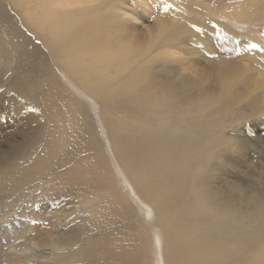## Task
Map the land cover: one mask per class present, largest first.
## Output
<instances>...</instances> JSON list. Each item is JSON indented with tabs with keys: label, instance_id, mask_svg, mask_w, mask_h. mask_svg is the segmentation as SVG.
I'll list each match as a JSON object with an SVG mask.
<instances>
[{
	"label": "bare ground",
	"instance_id": "1",
	"mask_svg": "<svg viewBox=\"0 0 264 264\" xmlns=\"http://www.w3.org/2000/svg\"><path fill=\"white\" fill-rule=\"evenodd\" d=\"M146 6L144 0H0V29L15 32L19 18L24 30L18 28L44 47V55L26 50L33 57L16 67L17 89L6 95L13 99L7 105L11 120L0 135V191L43 184L36 202L51 197L41 200L49 202L36 217L54 219V229L36 240L33 253L21 252L32 264H264V169L263 182L246 196L242 183L229 189L218 173L239 149L227 133L229 122L264 112V92L231 118V102L244 97L233 90L248 77L245 66L213 50L214 43L223 51L233 44L236 55L238 44L210 31L201 41L189 39L211 62L195 84L209 85L190 95L184 81L169 82L164 67L151 66L156 55L171 54V45L181 52L199 47L183 42L191 33L188 22L176 13L150 15ZM236 7L214 17L224 20ZM27 11L28 23L22 17ZM149 15L155 18L151 29L136 31L132 21ZM52 65L62 66L90 101L104 106L100 118L59 89ZM22 69L29 84L16 79ZM36 79L43 88L32 104ZM252 86L264 89V81ZM5 139L10 144L1 146ZM59 195L68 201L65 208H53L60 206L57 200L49 204Z\"/></svg>",
	"mask_w": 264,
	"mask_h": 264
},
{
	"label": "rangeland",
	"instance_id": "2",
	"mask_svg": "<svg viewBox=\"0 0 264 264\" xmlns=\"http://www.w3.org/2000/svg\"><path fill=\"white\" fill-rule=\"evenodd\" d=\"M245 1L157 0V2L154 3L153 0H144V3L147 5L146 9L148 10V12H150V15H157V13H159L162 16H170L171 14L176 13V16L178 15V19L180 20V22H184L185 24L188 22L189 26L187 27H189L190 32H194V34L192 35L191 33H189L188 36L183 39V42L185 45H188L190 49H198L197 47H199L200 43L198 45L196 42H192L191 44H189V39L194 38V35H196L198 37V41H201L205 37V34L209 31L215 36H229L230 40L233 39L232 41L235 42V44H238L237 50H239V52L236 53V55H233V53L231 52L235 48V45L233 44H227V48L229 49V51H223L217 43L213 44V50H216L220 54V56L222 55V57H224L225 60H233L235 61V63L240 64L241 66H245L243 75L248 77V80L246 81L247 83L245 85L237 86L235 90H233L236 91L237 96L244 95V97H239L238 99L236 98L237 100H235V102H231L230 107L233 110L231 118H236L235 112H237V109H246L248 106V101L252 99V97L254 99L259 98L264 92V89H253L252 86L256 80L264 81V0ZM241 3L244 4L242 8L236 7L241 6ZM120 5H122V7L128 8V10H137V8L131 9L130 4H127V6L123 3H119V6ZM232 5L236 7V9L238 8L239 10H235L232 13H229L226 19L224 20L222 18L217 19L216 17H214L215 15H220V13L225 11V8L227 9L229 6L231 7ZM150 15L145 20L136 19L132 21L131 24L133 25L136 31L141 32L146 29H149L150 22L155 19L153 18V16ZM22 17L27 22L32 19V14L31 12L27 11L23 13ZM17 20L18 25L17 27L15 25V27L17 28L15 29V32L12 29L8 28L9 26L6 25L3 27V29H0V135L6 132L4 130V124L8 125L11 120L10 117L12 115V111L10 109V111L7 109V105L9 106L11 102L13 103V99L9 98V96L6 95H12V93H15L14 91L17 89L15 86V80L12 79V77H14L16 67H18L19 65H28L26 64L27 60L30 61V57H33L30 56L28 59V49L32 52H40L42 55H44L42 53L44 52V47L42 46V44L38 41L35 42L34 39H32L33 37L31 38L29 34H26L25 31H22L24 30L23 25L22 23H20L21 21L19 18H17ZM175 20H177V17L175 18ZM206 20L211 22V25L203 31L201 30L202 27L199 25L201 24L204 26ZM240 20L246 23V28H240V26L236 24L237 21ZM18 26L22 30L19 29ZM197 27H200L201 29L199 28L200 30H197ZM16 33H18V37L20 40L15 38ZM9 35L11 37H9ZM26 36L29 38L27 39ZM29 39H32L30 45H28L27 43V40ZM24 43L28 47L25 46ZM23 45L26 48L23 47ZM171 46H167L171 51V54L161 56L156 55V58L151 61V66H156L160 68L164 67L166 71L165 78L168 79L171 83H177V81H184V83L187 84V86L185 87L187 94L190 95L192 93L200 91L202 85H209L207 83H203L201 85L200 82H197L195 84V82L197 81L196 79H198L197 74L199 72H206L211 67V62L208 59L209 56L202 50L204 48L199 47L197 51L191 52V50H189L188 52L182 51V53L177 48H173V45ZM154 52L153 55H151L152 57H154ZM224 53H227V55ZM212 54L216 55V52H213ZM52 68L53 74H55L56 84L58 85L59 89L64 92L67 97L76 98L78 102L85 107L86 111L91 114V116L100 118L104 106L90 101V97L85 94L80 87H78L74 84V82L71 81V78L68 76L62 66L61 68H59L56 66L53 67L52 65ZM23 70L24 69L21 70L23 73H18V77L16 79H21L22 81H24V83L29 84L30 75L26 77L25 74H27L28 72H25V70ZM36 81L37 84H35L34 91L29 93L30 102L32 104H34L35 101L38 99L39 92L43 88V82L39 81L38 79H36ZM185 81H187L188 83ZM214 86L215 85H211L210 88L208 86V89L214 91L215 93H218V89H216ZM2 92H5L4 96H2ZM82 93L85 94L86 97H83ZM212 96H216V94H213ZM232 96V94L228 95L224 98V100H231L229 99V97ZM5 98L10 99L11 101L8 99L7 101ZM30 102L29 100L27 101V103ZM177 112L174 113L172 116H177ZM230 122L229 124H232V128L227 129L229 130L227 131V133L232 134V138L236 140L239 149L237 155H229L227 156V158H225L226 168H224L220 172L218 171V173L221 175L220 177H227L228 183H225L224 186L229 189H231L232 184H236L237 182H239V184L242 183L241 194L246 196L248 193H250V191L252 192L253 188L251 187L255 186V184H257L261 180V176H263L262 170L264 169V112H255V114L251 117L247 116L246 119H243L242 117L238 121H232L231 123ZM29 126L30 125L28 123V128ZM100 126L101 125L99 124V127ZM101 129L104 131L103 127H101ZM105 137L107 138L106 132ZM7 144H10L9 139H5L1 146ZM110 151L112 160L116 162L114 158V153L111 149ZM120 177L122 179L121 175ZM252 178H254L255 180ZM117 180H119L118 177ZM260 182L263 181L261 180ZM42 186L44 187L43 184H37L34 186L31 185V187H28V190L18 189L17 191L15 190L13 192L0 191V264H32V262L30 261V257L25 256V253H33L34 250L30 249L31 247L33 248L36 240L39 238H46V236H48V233L54 229V227L52 228V223L50 224V222L54 219L51 221L49 220L48 222V219L42 220L41 218L36 217L42 214L41 212L37 213L39 207L43 204L41 200H44V197L48 199L51 198L49 196H44L42 199L39 200V202H36L35 198L38 199L39 196L35 192H37L38 190H42ZM61 195L64 196V193H62ZM59 197L60 195L57 197V199H55V197L54 199H51L53 200V203L49 204L52 205L59 203L58 205H60H53V208H65V206L68 204V201L64 200L62 197ZM56 200L58 201V203H54V201ZM48 202L49 200L45 201L43 207L45 205H48ZM52 210L53 209H51V211ZM49 215V212H47V214H43L45 218L49 217L50 219ZM145 221L147 220L145 219ZM23 248L28 250L23 253L21 252Z\"/></svg>",
	"mask_w": 264,
	"mask_h": 264
}]
</instances>
